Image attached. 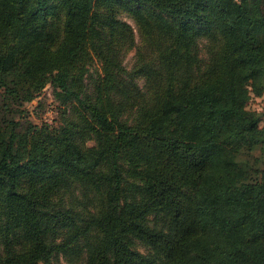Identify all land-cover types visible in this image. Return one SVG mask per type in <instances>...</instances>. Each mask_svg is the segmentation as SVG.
<instances>
[{"label": "trees", "instance_id": "trees-1", "mask_svg": "<svg viewBox=\"0 0 264 264\" xmlns=\"http://www.w3.org/2000/svg\"><path fill=\"white\" fill-rule=\"evenodd\" d=\"M263 96L264 0H0V264H264Z\"/></svg>", "mask_w": 264, "mask_h": 264}, {"label": "rangeland", "instance_id": "rangeland-1", "mask_svg": "<svg viewBox=\"0 0 264 264\" xmlns=\"http://www.w3.org/2000/svg\"><path fill=\"white\" fill-rule=\"evenodd\" d=\"M121 19L126 21L128 24H130L135 29V22L132 18H130L126 13H121L120 15ZM136 40L138 39L136 30ZM133 56H134V50L130 51L124 58V64L127 67H130L133 63ZM100 67V64L97 61H94L92 63V66L89 68V74L95 73ZM140 85L143 84V80L138 81ZM52 89L50 86H46L36 97L34 100H32L29 103H26L23 105L22 109H24L26 112L24 113V118L22 121L31 122L32 124H35L37 126H40L42 123V117L45 114V109L50 101L51 98H53ZM58 104V101L55 102ZM249 109L256 111L257 113L262 114V122L261 125L264 124V96L263 97H255L249 102ZM51 264H68L65 261V257L62 255H59L58 258L53 259Z\"/></svg>", "mask_w": 264, "mask_h": 264}, {"label": "built area", "instance_id": "built-area-1", "mask_svg": "<svg viewBox=\"0 0 264 264\" xmlns=\"http://www.w3.org/2000/svg\"><path fill=\"white\" fill-rule=\"evenodd\" d=\"M53 98L50 99L48 102L46 109H45V114L42 117V121L48 125L53 124L54 119L56 117V106Z\"/></svg>", "mask_w": 264, "mask_h": 264}]
</instances>
